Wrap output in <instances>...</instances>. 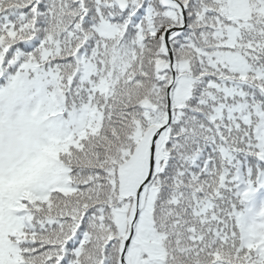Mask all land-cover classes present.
<instances>
[{"label":"snow or ice","instance_id":"snow-or-ice-1","mask_svg":"<svg viewBox=\"0 0 264 264\" xmlns=\"http://www.w3.org/2000/svg\"><path fill=\"white\" fill-rule=\"evenodd\" d=\"M0 264H264V0H0Z\"/></svg>","mask_w":264,"mask_h":264}]
</instances>
